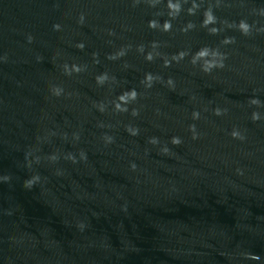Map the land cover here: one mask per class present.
I'll list each match as a JSON object with an SVG mask.
<instances>
[{
    "label": "water",
    "instance_id": "water-1",
    "mask_svg": "<svg viewBox=\"0 0 264 264\" xmlns=\"http://www.w3.org/2000/svg\"><path fill=\"white\" fill-rule=\"evenodd\" d=\"M0 264H264V0H0Z\"/></svg>",
    "mask_w": 264,
    "mask_h": 264
}]
</instances>
